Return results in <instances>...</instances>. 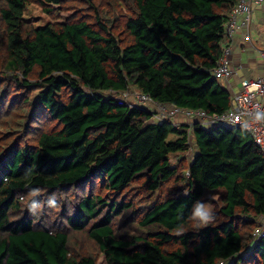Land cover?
Masks as SVG:
<instances>
[{"label":"trees","instance_id":"1","mask_svg":"<svg viewBox=\"0 0 264 264\" xmlns=\"http://www.w3.org/2000/svg\"><path fill=\"white\" fill-rule=\"evenodd\" d=\"M127 1L128 17L113 35L89 9L53 23L61 0H0L4 72L13 82L21 78L27 93L37 91L29 112L39 108L58 125L33 148L3 142L0 264H97V257L68 254L66 232L35 228L25 216L9 219L19 194L91 179L109 197L83 198L64 222L68 231L85 232L105 264H264V230L253 237L264 217V157L251 137L235 126L192 125L187 133L116 100L132 88L159 104L223 113L230 94L210 73L239 0ZM248 5L250 14L261 6ZM142 175L151 203L137 216L141 233L117 237L113 220L133 216L120 194ZM160 184L169 193L158 200ZM198 202L212 207L207 224L192 218Z\"/></svg>","mask_w":264,"mask_h":264},{"label":"rangeland","instance_id":"2","mask_svg":"<svg viewBox=\"0 0 264 264\" xmlns=\"http://www.w3.org/2000/svg\"><path fill=\"white\" fill-rule=\"evenodd\" d=\"M1 6L2 4L0 3ZM129 8L130 3L127 0H61L60 4L53 7L51 17L53 18V23L58 24L75 16L82 17L89 9L90 13H97L100 23L109 28L114 35L119 33L121 23L128 17ZM2 30L3 25L0 23V76L2 75L0 77V82L2 83L0 87V151L2 146L5 149L6 146L14 144L19 148H33L36 146L39 134L48 133L58 128V125L50 121L39 108L29 112L30 105L36 103L37 91L27 93L23 84L19 85L21 78L16 77L17 80L13 82V74L4 72L5 48L3 46ZM255 44L259 48H264V45L260 42H255ZM33 73L27 78L30 82L35 81V72ZM217 83L222 86L223 81L217 80ZM16 92L19 93L20 97L14 99L13 94ZM10 95L13 96L10 97ZM24 99L28 102V109H26ZM141 105L151 109V106L147 104ZM181 130L188 132L187 128L181 127ZM175 137H177L175 134L169 136V138ZM3 142L7 145L5 144L6 146H4ZM185 156L189 160L191 153L188 151ZM143 180V175L136 177L120 194V198L125 199L124 202L128 200L132 203L133 208L130 211L133 212V216L126 220L125 215L128 212H124L113 220V227L117 237L138 236L141 233V230L136 228L137 216L141 214L144 205L147 206L151 203L147 200L149 197L148 193L142 189L145 186ZM168 193L167 186L160 184L156 192L159 197L158 200L164 198ZM96 195H104L106 199L109 197L108 193L100 187L99 182L95 179L59 192L31 191L22 193L18 195V210L9 212V219L17 220L25 216L33 221L35 228L57 229L66 232L68 237L67 252L71 257L75 259L97 257V264H105L96 245L87 238L85 232L68 231L64 222L65 215L71 213L83 198ZM102 211H105V209ZM136 211L137 213H135ZM262 218L258 219V222Z\"/></svg>","mask_w":264,"mask_h":264},{"label":"built area","instance_id":"3","mask_svg":"<svg viewBox=\"0 0 264 264\" xmlns=\"http://www.w3.org/2000/svg\"><path fill=\"white\" fill-rule=\"evenodd\" d=\"M248 3L264 5V0H239L236 7L232 9L223 29L220 57L210 73L215 80H227L232 73L229 63L230 40L235 30L243 27L247 30L250 25V7ZM239 16L243 17L240 23L237 21ZM243 40L249 42L248 33L243 36ZM259 57L264 62V50L259 51ZM108 93L113 94L114 92L108 91ZM129 97L135 99L139 104L151 106L152 120L157 123L170 121L173 127L180 125L188 127L197 125L204 128L212 126L240 127L251 137L253 144L264 157V73L254 79H241L239 89L230 95L229 107L219 115H209L201 110L159 104L146 95L128 90L118 94L117 100L126 104ZM127 106L132 107L131 105ZM254 235L260 237L262 234L255 230ZM219 264L223 263L220 262Z\"/></svg>","mask_w":264,"mask_h":264},{"label":"crops","instance_id":"4","mask_svg":"<svg viewBox=\"0 0 264 264\" xmlns=\"http://www.w3.org/2000/svg\"><path fill=\"white\" fill-rule=\"evenodd\" d=\"M261 6L257 7L259 9L251 10V22L247 30L243 27L235 30L232 34L229 56L232 73L227 80H223V84L220 86L227 91L236 92L239 89V81L241 79H254L264 73V62L259 57V51L264 50V48H259L255 44V42H260L264 45V5ZM242 20V16L237 18L239 23ZM246 33L249 35V42L243 40V36ZM141 107L147 109V106L142 105ZM202 204L209 206L210 211H212L209 203ZM259 224L260 228L264 230V218L261 219Z\"/></svg>","mask_w":264,"mask_h":264},{"label":"clouds","instance_id":"5","mask_svg":"<svg viewBox=\"0 0 264 264\" xmlns=\"http://www.w3.org/2000/svg\"><path fill=\"white\" fill-rule=\"evenodd\" d=\"M126 90H128V91H134V92H136L135 90H133L132 88H129V89H126ZM125 90V91H126ZM108 91H111V90H108ZM108 91L105 93V94H108ZM136 93H138V92H136ZM231 93H232V91H229V94L231 95ZM117 100V99H116ZM118 101V100H117ZM127 105H131L132 107L134 106V105H138V106H142L141 104H139V103H137L136 101H135V99H133V98H131V97H129V99L127 100V103H126ZM126 104H124L123 103V105H125V106H127ZM128 107V106H127ZM132 107H128V108H132ZM145 110H147V111H149L150 113H151V121L152 122H154L153 120H152V109H145ZM170 122V121H169ZM154 123H157V122H154ZM171 123V122H170ZM171 125H172V127H173V124L171 123ZM183 126H186V125H180V126H177V127H173L174 129H181V127H183ZM187 127V129H188V131H190V128L191 127H188V126H186ZM188 133V132H187ZM188 140H189V142H191V139H190V136L188 135V138H187ZM190 148L192 149V147H191V143H190ZM192 218H193V220H198L200 223H201V225H203V224H207V223H209L210 221H211V219H212V216H211V214H210V207L209 206H205V205H203V204H201V203H197L196 205H195V210H194V212H193V216H192ZM260 234H262V232H260L261 231V228H259V229H256ZM255 235H254V233H253V237H254ZM262 236V235H261ZM260 236V237H261ZM260 237H257L256 236V238L258 239V238H260Z\"/></svg>","mask_w":264,"mask_h":264}]
</instances>
